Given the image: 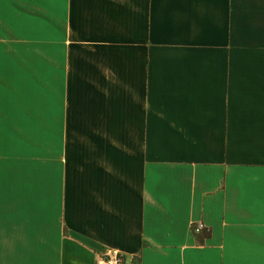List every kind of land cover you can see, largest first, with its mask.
Returning a JSON list of instances; mask_svg holds the SVG:
<instances>
[{"label":"crops","instance_id":"obj_1","mask_svg":"<svg viewBox=\"0 0 264 264\" xmlns=\"http://www.w3.org/2000/svg\"><path fill=\"white\" fill-rule=\"evenodd\" d=\"M43 2L0 17V264H264V0Z\"/></svg>","mask_w":264,"mask_h":264},{"label":"rangeland","instance_id":"obj_2","mask_svg":"<svg viewBox=\"0 0 264 264\" xmlns=\"http://www.w3.org/2000/svg\"><path fill=\"white\" fill-rule=\"evenodd\" d=\"M19 1L0 0V17L2 18L3 16L2 19L7 25L8 34L34 37L38 39L45 38L47 35V12H45L42 6L47 5L46 2H43L45 0ZM17 6L21 9L20 11ZM33 47L34 44H25L24 51H45V45L35 46V49ZM203 229H201V231Z\"/></svg>","mask_w":264,"mask_h":264},{"label":"built area","instance_id":"obj_3","mask_svg":"<svg viewBox=\"0 0 264 264\" xmlns=\"http://www.w3.org/2000/svg\"><path fill=\"white\" fill-rule=\"evenodd\" d=\"M203 228L204 224L201 221L192 224V230L194 232H200ZM96 264H127V259L125 255L114 251V249H110L98 258Z\"/></svg>","mask_w":264,"mask_h":264}]
</instances>
